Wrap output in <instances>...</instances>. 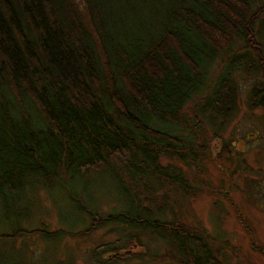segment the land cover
<instances>
[{"label": "trees", "instance_id": "1", "mask_svg": "<svg viewBox=\"0 0 264 264\" xmlns=\"http://www.w3.org/2000/svg\"><path fill=\"white\" fill-rule=\"evenodd\" d=\"M250 66L264 74V0H0V236L109 225L117 237L92 249L104 264H121L118 250L142 235L182 263L220 264L175 203L199 187L188 167L202 171L210 152L203 119H230L233 72ZM194 99L190 121L182 109ZM249 99L264 108V78ZM94 174L114 186L104 213L110 197L87 190ZM49 180L70 187L79 226L24 224L30 191ZM13 252L0 247V264H33Z\"/></svg>", "mask_w": 264, "mask_h": 264}, {"label": "rangeland", "instance_id": "2", "mask_svg": "<svg viewBox=\"0 0 264 264\" xmlns=\"http://www.w3.org/2000/svg\"><path fill=\"white\" fill-rule=\"evenodd\" d=\"M222 62L220 59L217 70ZM247 68L233 72L239 88L234 95L235 105L229 111L230 119L220 127L203 119L210 152L203 159L202 171L194 163L188 167L192 183L199 184V187L195 194L184 196L180 204L175 203L177 210L182 211L181 219L192 230H205L220 264H264V108L248 106L251 102L248 100V88L263 79L264 74L252 66ZM195 102V99L188 102L182 109L190 121ZM212 132L218 136H212ZM96 176L94 174L92 179H88L86 186L94 196L101 192V195L110 197L100 206L104 213L115 204L114 186L107 179L98 182ZM47 187L44 191L39 189L36 194L35 190L30 191L35 196V206L31 202L25 203L24 211H30V217L24 219V224L32 227L45 221L47 227L44 232L79 226L78 214L81 211L69 197L70 187L52 180ZM76 187L80 188V184L72 185V190L76 191ZM174 193L176 201L179 194ZM87 199L92 205L96 202L95 199ZM170 215L167 213L165 217ZM1 218H4L2 210ZM1 221L0 235H3L6 230ZM109 228L105 225L73 236L46 234L47 239L40 236L42 233L35 232L16 236L11 242V235H5L0 236V247L10 248L16 257L30 259L33 264H58L65 260L76 264H104L92 255V249L117 237ZM140 239L143 245L132 243L130 250L125 252L130 247L118 250L124 259L121 264H186L172 258L160 240H148L143 235ZM149 252H156V255L149 257ZM111 253H101L99 258ZM188 264L193 263L190 260Z\"/></svg>", "mask_w": 264, "mask_h": 264}]
</instances>
